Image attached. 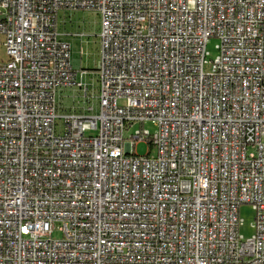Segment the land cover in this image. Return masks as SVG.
<instances>
[{
	"label": "built area",
	"instance_id": "obj_1",
	"mask_svg": "<svg viewBox=\"0 0 264 264\" xmlns=\"http://www.w3.org/2000/svg\"><path fill=\"white\" fill-rule=\"evenodd\" d=\"M79 8L93 73L56 29ZM0 45V264H264V0H0Z\"/></svg>",
	"mask_w": 264,
	"mask_h": 264
},
{
	"label": "rangeland",
	"instance_id": "obj_2",
	"mask_svg": "<svg viewBox=\"0 0 264 264\" xmlns=\"http://www.w3.org/2000/svg\"><path fill=\"white\" fill-rule=\"evenodd\" d=\"M56 29L60 38L66 40L71 45V63L74 69H86L89 73H93L97 67L99 60V30H100V16L95 10L90 9H75V10H61L57 14ZM76 33H84L83 37L76 36ZM218 40L215 37L208 39L206 50L208 51V59H213L216 54V45ZM0 54L4 55V49L0 45ZM86 82L91 85L94 83L93 93L96 94L97 87L94 76L87 75ZM61 91V92H60ZM91 91V89L89 90ZM72 91L69 89H62L57 92L56 102L61 106L58 110L62 112L63 106L71 105ZM64 96L65 98H62ZM93 102V101H92ZM121 103V100L119 101ZM82 103H78L80 107ZM145 129L150 133H154L157 126L151 121L144 123L135 122L133 126L126 132V135L137 130ZM96 131H91V135H96ZM134 150L139 155H145L149 152L150 155L155 154V148L149 145L146 141H140L134 146ZM239 217L243 220V224L238 228L239 234L243 237H250L254 230L251 227L254 221L255 212L250 204L244 203L239 205ZM55 236H60L55 233Z\"/></svg>",
	"mask_w": 264,
	"mask_h": 264
}]
</instances>
